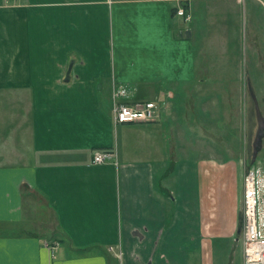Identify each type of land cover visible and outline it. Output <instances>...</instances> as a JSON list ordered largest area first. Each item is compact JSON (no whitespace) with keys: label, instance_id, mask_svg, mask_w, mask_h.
<instances>
[{"label":"crops","instance_id":"1","mask_svg":"<svg viewBox=\"0 0 264 264\" xmlns=\"http://www.w3.org/2000/svg\"><path fill=\"white\" fill-rule=\"evenodd\" d=\"M261 70L264 0H0V264H210L245 167L175 155L185 102L205 74L256 89ZM119 84L159 120L114 124Z\"/></svg>","mask_w":264,"mask_h":264},{"label":"rangeland","instance_id":"2","mask_svg":"<svg viewBox=\"0 0 264 264\" xmlns=\"http://www.w3.org/2000/svg\"><path fill=\"white\" fill-rule=\"evenodd\" d=\"M224 76L225 74L222 72L205 74L204 79L216 82L217 86L208 89L203 87L191 89L195 92L194 98H188L185 102V110L189 108L194 116H184V122L181 121L182 126L184 125L182 131L184 152L175 153V155L177 157H193L195 160L199 159L201 164L208 163L211 166H214V163L218 166L228 162L238 163L245 167L246 171L252 165L250 163L251 140L254 130L253 103L245 80L234 78V80L224 83ZM257 77L260 80L257 83L260 87L251 89L254 92L258 108L264 117V70L258 72ZM124 85L132 90L131 95L133 96L136 89L127 84ZM223 86H226V88L224 89ZM157 104L160 106L159 103ZM177 146H181V143H178ZM253 164L264 169V138L262 148ZM210 169L214 168L211 167ZM241 172L240 167H231L230 175L235 177L238 174L239 179V173ZM219 180L220 178L212 180V195L217 201V205L220 202ZM229 195L232 196L231 188ZM242 204L243 201L240 198L239 205L241 209ZM42 210L39 211V214L46 211L45 209ZM46 214L43 215L44 218ZM240 214L241 220L239 222L238 219V227L233 238L215 239L205 249L210 264H212V261L213 264H243V209ZM49 242V245L56 243Z\"/></svg>","mask_w":264,"mask_h":264},{"label":"built area","instance_id":"3","mask_svg":"<svg viewBox=\"0 0 264 264\" xmlns=\"http://www.w3.org/2000/svg\"><path fill=\"white\" fill-rule=\"evenodd\" d=\"M176 15L185 22L191 20V15L183 7L177 8ZM132 90L124 84L115 86L112 90V120L114 124L137 122H155L160 116V106L153 101H134ZM113 161L117 164L116 153L99 151L93 156V164H103ZM243 257L245 264H264V169L251 166L244 176L243 192ZM112 249V248H110Z\"/></svg>","mask_w":264,"mask_h":264},{"label":"water","instance_id":"4","mask_svg":"<svg viewBox=\"0 0 264 264\" xmlns=\"http://www.w3.org/2000/svg\"><path fill=\"white\" fill-rule=\"evenodd\" d=\"M253 108H254V130L251 140V163L253 164L257 158V154L262 148V141L264 138V117L258 108L254 92L251 88H248Z\"/></svg>","mask_w":264,"mask_h":264},{"label":"bare ground","instance_id":"5","mask_svg":"<svg viewBox=\"0 0 264 264\" xmlns=\"http://www.w3.org/2000/svg\"><path fill=\"white\" fill-rule=\"evenodd\" d=\"M179 7H181V6H179ZM179 7H177V8H179ZM176 11H177V9H176ZM186 11V10H185ZM182 18V17H181ZM129 100H131V98L130 99H127L126 100V102L127 103H132V102H134V101H138V100H132V101H129ZM154 102V101H153ZM159 120V119H158ZM157 120V121H158ZM156 122V121H155ZM138 123V122H137ZM143 123H146V122H143ZM149 123V122H148ZM127 124H130V123H127ZM116 160H117V155H116ZM107 162H112V163H114L113 161H107ZM106 163V162H105ZM115 164V163H114ZM252 166H254V164H252ZM247 172V170L245 171V173ZM245 176V175H244ZM243 192H244V178H243ZM50 246V245H49ZM110 250H113V249H110ZM243 264H245V261H243Z\"/></svg>","mask_w":264,"mask_h":264},{"label":"trees","instance_id":"6","mask_svg":"<svg viewBox=\"0 0 264 264\" xmlns=\"http://www.w3.org/2000/svg\"><path fill=\"white\" fill-rule=\"evenodd\" d=\"M251 166H252V165H251ZM251 166H250V167H251ZM250 167H249V168H250ZM249 168H248V169H249ZM248 169H247V170H248ZM240 220H241V214L239 215V222H240Z\"/></svg>","mask_w":264,"mask_h":264}]
</instances>
